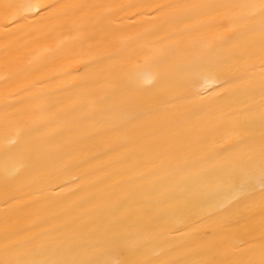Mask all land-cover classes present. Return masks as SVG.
<instances>
[{"label":"bare ground","instance_id":"obj_1","mask_svg":"<svg viewBox=\"0 0 264 264\" xmlns=\"http://www.w3.org/2000/svg\"><path fill=\"white\" fill-rule=\"evenodd\" d=\"M262 4L0 0V264H264Z\"/></svg>","mask_w":264,"mask_h":264},{"label":"snow or ice","instance_id":"obj_2","mask_svg":"<svg viewBox=\"0 0 264 264\" xmlns=\"http://www.w3.org/2000/svg\"><path fill=\"white\" fill-rule=\"evenodd\" d=\"M7 7V6H6ZM262 12H264V4L261 5ZM105 253L101 252L98 254L97 258L88 261L87 264H109V261L104 259Z\"/></svg>","mask_w":264,"mask_h":264}]
</instances>
